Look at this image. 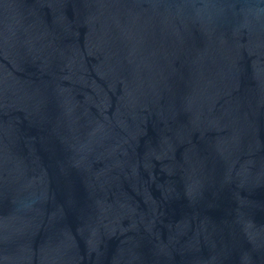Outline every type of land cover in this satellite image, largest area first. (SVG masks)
Wrapping results in <instances>:
<instances>
[{
	"label": "water",
	"instance_id": "95a60500",
	"mask_svg": "<svg viewBox=\"0 0 264 264\" xmlns=\"http://www.w3.org/2000/svg\"><path fill=\"white\" fill-rule=\"evenodd\" d=\"M0 264H264V0H0Z\"/></svg>",
	"mask_w": 264,
	"mask_h": 264
}]
</instances>
